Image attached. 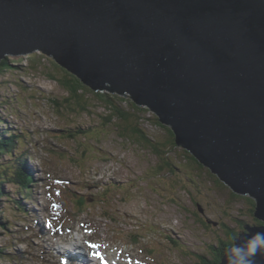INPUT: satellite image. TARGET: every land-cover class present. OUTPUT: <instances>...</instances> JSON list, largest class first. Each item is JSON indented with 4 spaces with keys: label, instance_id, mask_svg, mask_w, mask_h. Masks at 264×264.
<instances>
[{
    "label": "rangeland",
    "instance_id": "obj_1",
    "mask_svg": "<svg viewBox=\"0 0 264 264\" xmlns=\"http://www.w3.org/2000/svg\"><path fill=\"white\" fill-rule=\"evenodd\" d=\"M7 58L11 65L0 72V128L31 135L33 142L18 147L14 156L28 157L36 175V203L17 195L14 184H4L9 196L0 200V219L9 229L0 225L5 248L0 264H57L56 250L45 252L51 243L63 250L72 243L80 246L91 256L89 264H199L210 245L227 240L225 225L239 229V219L253 224L250 195L234 199L232 189L208 167L191 160L183 147L166 143L169 126H159L148 106H142L148 110L140 119L132 118L153 140L165 143V156L129 134L123 137L121 120H108L110 107L92 90L85 96L86 110L67 100L70 93L60 79L70 75L42 50ZM76 126L87 134L71 138L62 132ZM168 157L176 169L166 166ZM98 192L103 197L92 200ZM81 195L88 197L87 211L78 203ZM18 200L27 213L17 207ZM36 207L42 211L37 224L30 215ZM106 256L115 259L109 262Z\"/></svg>",
    "mask_w": 264,
    "mask_h": 264
},
{
    "label": "water",
    "instance_id": "obj_2",
    "mask_svg": "<svg viewBox=\"0 0 264 264\" xmlns=\"http://www.w3.org/2000/svg\"><path fill=\"white\" fill-rule=\"evenodd\" d=\"M38 50L148 106L176 146L250 195L263 223L237 245L264 231V0H0V63Z\"/></svg>",
    "mask_w": 264,
    "mask_h": 264
},
{
    "label": "trees",
    "instance_id": "obj_3",
    "mask_svg": "<svg viewBox=\"0 0 264 264\" xmlns=\"http://www.w3.org/2000/svg\"><path fill=\"white\" fill-rule=\"evenodd\" d=\"M10 62H9V58H6L2 61V63L0 64V72H1V68H5L10 66ZM68 70V69H67ZM69 72V73H68ZM67 75H70L69 77H65L63 76V78L60 79V81L63 83V85L68 89L70 95L69 97H67V100H73L75 101V103L78 106V109L80 110H86V108L89 107L88 102H86V93H88V90H92V92H95L96 95H98L104 102H106L108 104V106L110 107L109 109L111 110V113L108 117L109 121H113L114 119L116 120H121V122L119 123V128H121L122 131V136L125 137L126 135L129 134V138H133L134 140H136L137 142H142L143 144H149L152 146L153 150L159 154L160 156H165L168 154V148H165V143L163 145H161L162 142H159L158 139L153 140L150 136L149 133H147L145 131V129H143L141 127V123H140V115H142V113H146V111L148 110L145 107H141L139 106L135 101L133 100H127L125 97H121L119 95V93H110L109 91H93V89L88 88L89 86L86 85L78 76H76L74 73H72L71 71L68 70ZM71 72V73H70ZM56 79V78H55ZM58 80V79H56ZM100 92V93H98ZM117 99L120 102H126L127 105L129 106L126 110V108L124 107H120L117 103ZM55 104H57L60 108L62 103L59 100H54ZM1 112V109H0ZM133 115H137L138 116V121L133 119ZM118 118V119H117ZM156 122L158 123L159 126H162L164 128H167V125L163 124L160 120L159 117H155ZM0 121H4L0 118ZM125 124V125H124ZM72 128V134H70L72 137L76 138L79 137L78 135L81 133H85L88 129H84V130H80L79 126L76 127H71ZM170 133H171V137L168 138V141L166 143H170V145L176 146V142H175V138H174V133L172 131L171 128H167ZM6 131L0 129V153L1 152H9L10 149V145L13 142L14 146L16 145V141L14 142L15 136H13V134L11 135H7L6 136ZM187 154L189 156V158L193 161H195L196 163H198L201 167H203V164L200 163V161L194 157L192 155V153H190L189 151H187ZM165 163L166 166L171 167L173 170L176 169V166H174V164H172L173 162L169 159V157L167 159H165ZM24 167H20L18 169L15 170L14 172V178L13 181L17 184L20 185V187L27 191L30 189V182L32 181V175L24 170ZM7 174V172L5 173ZM13 176V174H12ZM10 179V178H9ZM221 185H224V182H220L219 179L217 180ZM0 182H2L1 178H0ZM1 183H0V194H1ZM232 196L234 199L240 198L241 194H238L236 192H234L233 190H231ZM27 194V193H26ZM243 196V195H242ZM28 197V196H27ZM82 198V197H81ZM254 206H256V201L254 199H252V197L248 198ZM79 202V201H78ZM80 202L85 204V199H80ZM254 210L255 208L252 209L253 211V215H254V219L253 220L255 223H263L260 219L255 217L254 214ZM238 222H240L239 224V229L235 228V227H230L228 225H225L226 229V236H227V240H224L223 238L220 239L219 241V245H210L209 248L210 251L212 252V256H209L210 251L208 252V255L206 254H202L200 255L199 259L201 260V262H199V264H220L224 255L226 254V251L228 250V248L232 245L233 243V238L237 237L240 233V230L244 229V224L246 221L239 219Z\"/></svg>",
    "mask_w": 264,
    "mask_h": 264
},
{
    "label": "clouds",
    "instance_id": "obj_4",
    "mask_svg": "<svg viewBox=\"0 0 264 264\" xmlns=\"http://www.w3.org/2000/svg\"><path fill=\"white\" fill-rule=\"evenodd\" d=\"M243 245H237L234 237L232 245L227 250V264H257V255H264V231L246 235Z\"/></svg>",
    "mask_w": 264,
    "mask_h": 264
},
{
    "label": "bare ground",
    "instance_id": "obj_5",
    "mask_svg": "<svg viewBox=\"0 0 264 264\" xmlns=\"http://www.w3.org/2000/svg\"><path fill=\"white\" fill-rule=\"evenodd\" d=\"M1 109V108H0ZM36 176V175H35ZM38 229H39V226H38ZM39 231H40V229H39ZM71 244V243H70ZM72 245H75V244H73L72 243ZM55 246V245H54ZM79 247V246H78ZM60 247H57V249H59ZM66 250V253L68 254V255H71V254H77V250H79V248H75V247H71V248H67V249H65ZM65 250L64 251H60V254H63V252H65ZM113 259V258H112ZM112 259H109L108 258V260H110L109 262H113L112 261Z\"/></svg>",
    "mask_w": 264,
    "mask_h": 264
},
{
    "label": "snow or ice",
    "instance_id": "obj_6",
    "mask_svg": "<svg viewBox=\"0 0 264 264\" xmlns=\"http://www.w3.org/2000/svg\"><path fill=\"white\" fill-rule=\"evenodd\" d=\"M53 207H58V205H53ZM93 247H95V245H93Z\"/></svg>",
    "mask_w": 264,
    "mask_h": 264
}]
</instances>
